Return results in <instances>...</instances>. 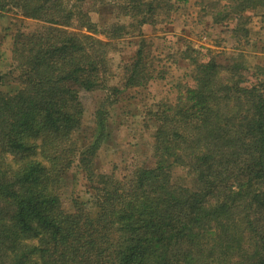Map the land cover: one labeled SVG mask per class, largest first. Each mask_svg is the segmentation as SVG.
Listing matches in <instances>:
<instances>
[{"label":"trees","instance_id":"1","mask_svg":"<svg viewBox=\"0 0 264 264\" xmlns=\"http://www.w3.org/2000/svg\"><path fill=\"white\" fill-rule=\"evenodd\" d=\"M165 1L0 0L1 17L40 22L14 30L0 68V264H264V75L244 63L197 60L193 84L148 111L153 165L99 166L111 96L153 76L143 42L111 85L112 40L143 35ZM261 5L227 0L217 18ZM97 90L89 125L81 95ZM71 173L85 194L65 196Z\"/></svg>","mask_w":264,"mask_h":264},{"label":"rangeland","instance_id":"2","mask_svg":"<svg viewBox=\"0 0 264 264\" xmlns=\"http://www.w3.org/2000/svg\"><path fill=\"white\" fill-rule=\"evenodd\" d=\"M226 3L227 0H166L155 24L144 26L143 35L127 33L112 40L113 48L109 54L111 85L118 86L121 80L124 81V67L136 58L143 42V56L153 76L146 88L122 87L124 90L119 96H111L110 100L116 99L117 102L107 106L110 135L99 152L102 171L123 176L138 165H153L156 124L148 111L164 103H174L181 91L193 84L195 61L212 56L222 63L237 60L249 67L247 76L254 73L260 77L264 75V5L249 10L240 19L225 13H221L223 18H217V7L221 10ZM9 15L10 18L0 16V68L11 59L14 30H34L40 24L14 11ZM116 15L109 8L108 12L99 13L100 23L110 25L117 20ZM9 21L16 24L11 25ZM98 36L107 39L105 33H98ZM81 96L87 111L86 122H90L100 102L109 96V90L82 91ZM177 174L180 181H184L185 170L181 169ZM66 190V197L72 192L85 194L84 186L76 183L73 173ZM69 202L67 198L66 204Z\"/></svg>","mask_w":264,"mask_h":264}]
</instances>
